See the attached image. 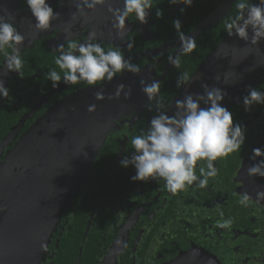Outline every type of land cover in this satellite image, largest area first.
I'll return each mask as SVG.
<instances>
[{
  "label": "flooded vegetation",
  "instance_id": "af4514ba",
  "mask_svg": "<svg viewBox=\"0 0 264 264\" xmlns=\"http://www.w3.org/2000/svg\"><path fill=\"white\" fill-rule=\"evenodd\" d=\"M227 1L194 0L193 6L181 14L179 8L184 5L174 6L168 0H153L149 23L142 25L134 16L129 17L126 21L127 31L121 39L112 27L113 17L108 5L98 7L95 12L86 9L87 18L72 21L71 13L76 11L75 0H49L60 13V19L53 21L50 30L39 32L24 0H0V4L13 13L18 30L25 37L20 49L24 61L22 74L10 71L6 57L0 53V80L4 81L9 91L6 98L0 99V127L4 128V123L11 127L3 137L0 136V144H7L0 156V163L55 106L85 90L99 88L84 83L65 86L62 82L59 88L52 87L51 81L46 79V73L52 69L60 71L55 64L59 45L67 49L69 43L84 42L89 33L95 31L96 42L101 43L105 50H120L126 59L130 58L142 69L139 75L128 72L118 75L103 87L107 95L114 94L116 86L124 84L127 86L125 91L131 89V96L125 98L121 95L119 113L110 123L111 128L93 164L96 166L99 163L105 147L107 151L115 146L118 148L97 199L93 205L88 204L90 210L74 264H78L81 251L80 264H83L96 220L100 236L97 252L94 253L95 264H264L263 228L250 231L246 228L245 219L247 212L251 223L256 222L259 213L264 210V202L257 203L253 195L258 191L257 185L263 182L260 177H256V184L246 172L252 150L264 142V105H254L251 111L246 112L241 99L237 107H233V110L238 108L239 111L233 115L234 122L245 126L246 141L252 140V143L244 152L214 162L218 175L209 178L206 188L201 189L194 182L173 195L167 191L162 180L133 183L130 180L135 174L133 167L125 168V174H118L120 160L126 155L131 139L146 131L151 118L156 115L155 111L148 110L149 101L141 91L140 81H159L161 93L170 106L168 114L175 112V101L180 99L185 88L176 87L177 77L181 72H186L192 78L206 58L227 37L224 24L236 13L235 0L228 11L219 15L195 38V50L187 56H181L179 69L170 65L167 59L168 55L178 53L180 44L172 21L179 18L182 21L181 30L189 36ZM110 4L113 8H122L123 0H110ZM158 8L163 10L161 19L155 16ZM128 42L134 43L130 53ZM253 87L264 91V76ZM55 122L59 126L62 121L52 124ZM20 124L21 128L15 134L13 129ZM121 151L123 153L118 161ZM200 165L198 161L197 176L200 175ZM204 166L206 168V164ZM130 168L131 172L128 171ZM83 184L59 221L58 228L62 225L64 231L86 198L90 184L87 182L81 193ZM112 185H115L113 191ZM243 192L253 197L248 207L238 203ZM221 212L223 218L233 220L230 230L216 226L222 220ZM49 254L50 245L42 264H53V256Z\"/></svg>",
  "mask_w": 264,
  "mask_h": 264
},
{
  "label": "clouds",
  "instance_id": "9594fccd",
  "mask_svg": "<svg viewBox=\"0 0 264 264\" xmlns=\"http://www.w3.org/2000/svg\"><path fill=\"white\" fill-rule=\"evenodd\" d=\"M170 5L179 6L181 14L194 4V0H168ZM28 11L35 20V28L39 32H46L52 28L53 21L60 19L58 13L49 0H24ZM108 5L112 14V27L116 34L123 39L127 31L126 21L134 16L142 25L149 23V16L153 9V0H123L122 8L111 7L110 0H75L76 11L71 13V20L78 21L81 17L87 18V10L95 12L98 7ZM236 13L225 21L224 28L228 37H238L246 45L258 46L264 41V0H235ZM155 16L163 18V10L156 9ZM15 16L0 4V53L6 57L10 71L22 74L24 61L21 55V46L25 37L18 30ZM180 44L176 55H168V63L179 69L181 56L191 54L196 48L195 39L186 36L182 29V21L176 18L172 21ZM95 31L89 33L86 41L69 43L67 49L59 45V55L55 64L60 71L52 69L46 73L53 88H59L61 82L65 86L84 83L89 86H99L100 91L95 93L98 100L104 99L103 87L111 83L118 75L125 72L139 75L141 66L133 63L130 58L117 49H108L96 42ZM134 47L133 42L127 43L129 53ZM11 50V51H8ZM254 68L249 69L253 71ZM195 78H190L186 72H181L176 80L177 88L189 86ZM221 77L215 76L217 83ZM141 91L149 101L148 110L155 111L146 131L134 136L131 145L134 151L130 156L120 160L122 168L133 167L135 174L130 177L133 183L148 181H163L167 191L173 195L183 191L186 187L197 182V187L203 189L208 185L209 178L218 175L216 161L227 158L240 151L246 142V128L234 122L233 113L223 105L229 96L223 88L207 83L201 85L202 93H188L183 99L175 101V112L168 114L169 105L161 93L160 83L153 80L150 83L141 80ZM225 83L228 84L227 74ZM235 83V82H233ZM126 85L116 86L115 93L110 99H119L131 96V89ZM9 95L8 88L0 80V99ZM240 98H238L239 100ZM245 111H251L254 105H264V91L248 86L242 97ZM94 110V106L90 107ZM86 155V153H85ZM249 159L253 161L247 169L249 177L264 178V149L254 148ZM200 175L196 174L197 162ZM206 164V168L205 165ZM253 197L247 192L241 194L239 205L249 206ZM255 200L264 202V190L257 191ZM217 223L220 229H231L233 220L223 218Z\"/></svg>",
  "mask_w": 264,
  "mask_h": 264
},
{
  "label": "water",
  "instance_id": "95a60500",
  "mask_svg": "<svg viewBox=\"0 0 264 264\" xmlns=\"http://www.w3.org/2000/svg\"><path fill=\"white\" fill-rule=\"evenodd\" d=\"M233 1L222 4L189 36L195 39L228 11ZM217 75L221 77L219 83L215 80ZM262 76L264 41L251 46L238 37L227 36L195 72V79L184 88L180 99L188 93H202L201 85L207 83L228 92L223 105L231 110L248 86ZM97 91L100 88L85 90L55 106L0 163V264H42L46 260L62 214L89 176L110 123L119 113L120 98L110 99L113 93H104L105 98L98 100ZM92 106L94 110L90 111ZM58 117L61 119L57 120ZM54 121L62 122L56 126ZM21 125L13 129L15 134ZM6 146L5 142L0 144V156ZM255 148L264 149V142ZM252 163L247 160L248 166ZM252 179L258 184L256 177ZM260 180L263 183L257 185L258 191L264 190V178ZM81 255L82 251L78 264Z\"/></svg>",
  "mask_w": 264,
  "mask_h": 264
},
{
  "label": "trees",
  "instance_id": "16d2710c",
  "mask_svg": "<svg viewBox=\"0 0 264 264\" xmlns=\"http://www.w3.org/2000/svg\"><path fill=\"white\" fill-rule=\"evenodd\" d=\"M233 107L231 108L230 111L233 113V115H235L238 108L233 110ZM4 125H5L4 128L0 127V131H1L0 136L2 137L11 128L10 125H8V123H4ZM251 141L252 140L247 139V141L241 147L239 152L241 153L247 150V147L249 146V144L252 143ZM112 148L113 149L108 148V150L110 151H107L106 147L104 148L105 150H103L101 157L98 160L99 163L96 166L93 165L92 171L89 173V176L87 177L86 182H84V184L82 183L84 186L81 190V193L85 189L86 183L89 182L90 184L85 194L86 198L85 200H83L81 207L77 209L76 214L72 217L71 221L66 227V230L64 231L62 229V225H60L58 230L54 233L51 239L52 241L50 242V254H49V255L52 254L53 256V259H52L53 264H74L75 263L77 256H78V252H79L80 241L84 234L88 212L90 210V208L88 207V204L93 205L95 200L97 199V196L100 193L101 187L108 174V171L110 170L112 161L114 160L115 153L118 149L116 146ZM133 151L134 149L130 143L125 156H130ZM128 171L131 172L132 169L130 168L128 169ZM118 174L119 175L125 174V168H122L120 166ZM114 188H115V185H112L111 190L113 191ZM78 197L80 198V193ZM86 208H87V211H86ZM65 216L68 217V215H65ZM259 216L260 217L256 220V222L251 223V221L249 220L250 216H248L246 212V217H245L246 228L249 229L250 231L263 228L262 230V234H263L264 233V210L261 211V214L259 213ZM261 216L263 217L261 218ZM95 224L96 226L93 227L92 234L88 240L87 250L85 253L83 264H95L94 263V253L97 252V243L99 241V236H100L99 230L97 227V220ZM252 225H255V226L252 227Z\"/></svg>",
  "mask_w": 264,
  "mask_h": 264
}]
</instances>
